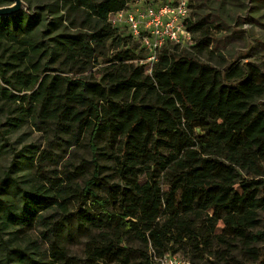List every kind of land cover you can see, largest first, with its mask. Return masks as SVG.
<instances>
[{
  "label": "trees",
  "instance_id": "1",
  "mask_svg": "<svg viewBox=\"0 0 264 264\" xmlns=\"http://www.w3.org/2000/svg\"><path fill=\"white\" fill-rule=\"evenodd\" d=\"M25 1L28 12L0 16V101L19 104L25 114L38 111L64 134L88 132L94 151L102 137L112 140L105 153L118 181L96 170L84 186L70 172L16 184L15 200L0 201L4 227L39 217L58 232L75 219L90 236L83 260L55 242L48 261L2 242L4 264H138L135 245L144 264L181 247L220 264L237 244L258 259L251 244L264 225L263 65L221 69L202 60L214 37L194 20L192 0L194 42L166 43L151 73L140 63L146 56L140 43L109 21L133 0H56L35 11L34 0ZM61 10L58 20L49 18ZM100 58L107 63L100 80L69 75ZM54 209L60 220L37 216Z\"/></svg>",
  "mask_w": 264,
  "mask_h": 264
},
{
  "label": "rangeland",
  "instance_id": "2",
  "mask_svg": "<svg viewBox=\"0 0 264 264\" xmlns=\"http://www.w3.org/2000/svg\"><path fill=\"white\" fill-rule=\"evenodd\" d=\"M55 1L34 0L32 11ZM192 3L194 20L204 21L214 37L212 53L202 54V60H208L221 69L249 62L264 67V0H192ZM61 14L62 10L49 18L58 20ZM61 29L62 27L53 30V34ZM189 51L193 53V50ZM97 62L91 63L85 72L76 73L80 70L76 68V74L70 72L69 75L100 80L101 70L107 63L102 58ZM18 106L15 102L4 99L0 101V180L10 176L1 191V202L11 204L15 200L16 184L30 187L46 174L54 178L70 172L75 181L84 186L98 170L99 176L110 177L111 182L118 181L114 161L105 153L111 152L109 148L113 144L112 140L102 137L98 149L94 151L88 132L64 134L60 130L56 131L50 122L40 119L38 111L25 114ZM103 194L109 196L107 192ZM40 214L51 216L49 220L52 221L62 217L57 209L40 211L37 216ZM2 216L0 208V264H4L6 256V248L2 242H7L13 249L26 248L36 258L44 261L50 260L48 250L52 242L64 247L71 256H77L81 260L85 258V243L90 232L75 219L67 220L64 227L56 232L49 230L47 224L43 223L48 219L41 221L38 217L33 218L29 224L4 227ZM222 228L223 223L220 222L218 232ZM253 232L259 235L251 244L261 252L258 259H254L243 245L237 244L230 250L231 255L225 260L220 259V264H264L263 223ZM135 246L138 248L135 260L138 264H144L140 249L138 245ZM214 248L224 254L227 252L225 245H216ZM176 253L193 260L195 264H212L214 260V256H202L200 251L193 253L184 247Z\"/></svg>",
  "mask_w": 264,
  "mask_h": 264
},
{
  "label": "built area",
  "instance_id": "3",
  "mask_svg": "<svg viewBox=\"0 0 264 264\" xmlns=\"http://www.w3.org/2000/svg\"><path fill=\"white\" fill-rule=\"evenodd\" d=\"M191 14L190 0H134L126 9L111 14L109 21L114 26L126 28L140 43L146 51L140 63L151 73L166 43L188 46L194 42L188 29ZM154 260L157 264H193L189 259L171 253Z\"/></svg>",
  "mask_w": 264,
  "mask_h": 264
},
{
  "label": "water",
  "instance_id": "4",
  "mask_svg": "<svg viewBox=\"0 0 264 264\" xmlns=\"http://www.w3.org/2000/svg\"><path fill=\"white\" fill-rule=\"evenodd\" d=\"M9 5L0 6V16H14L17 13L25 10L29 11V5L25 0H11Z\"/></svg>",
  "mask_w": 264,
  "mask_h": 264
}]
</instances>
